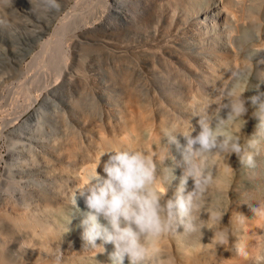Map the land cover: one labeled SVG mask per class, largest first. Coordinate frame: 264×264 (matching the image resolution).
I'll return each instance as SVG.
<instances>
[{
  "label": "rangeland",
  "instance_id": "obj_1",
  "mask_svg": "<svg viewBox=\"0 0 264 264\" xmlns=\"http://www.w3.org/2000/svg\"><path fill=\"white\" fill-rule=\"evenodd\" d=\"M120 1L122 2V6H124L122 10L131 14L134 8L133 4L136 5L135 0ZM181 1L182 3H180L176 9V14L173 20L174 26L179 19L180 21H183V17H189V20H191V18L193 19L196 16V11H204L209 5L221 4L219 0ZM230 1L233 11L234 7L236 11L228 16L229 23H225V31L223 33L226 32V37H228L230 53H233L236 57L232 56L230 61L228 60L229 62L224 65L223 72L221 71V73H216L217 75H212V77L209 78L210 80H205L202 73V76L200 74H196L195 76V73L191 72V69H187L184 64L178 61L173 55L167 54L169 59L171 58L173 60L172 64L163 65V62L158 61V57L153 54V56L149 55V53L151 54L150 51H147L146 54V50H144V48L150 46L149 44L152 42L151 40H153V42L154 40L155 42L156 40L164 41L166 36H168L166 38L169 39L175 35V31H170L172 35L169 34V36L168 34H165L164 37L162 35L163 33L159 32L163 30L167 21L169 22L168 15L172 12L171 8L173 10L176 6L169 7L167 4L166 6H162L164 15L162 21L158 24L155 22L141 23L139 25L140 28L137 26L136 30L134 29L135 27H133V24L129 22L128 18H126L128 21L124 19L125 17H122V19L119 20V18L115 16V11H120L121 9L113 7V0H56L57 7H53L49 4L48 0H0V192L5 191V193H8L7 191L9 190L7 189H10V187H7L8 183L12 181L11 179L14 180V184H16L19 179L22 181V177L18 174L17 169L26 162H31V151L28 149L30 148L29 145H31V143H33V147L35 145V148H38L36 150L34 149V152H38L40 149L43 152H48L45 150L55 143L52 147L56 146V149H59L60 147L58 150L60 151L58 152L59 154L57 153V156H53L52 154L49 155L48 152V155L52 157L56 163L58 161V165L59 163L65 165V162H68L67 155H65L67 152L64 151L67 150L66 146H68L66 142L68 143V138L76 136L78 141L80 140V142H83L80 143L83 148L85 145L86 147H89H85L86 152L83 148L82 150L80 148L76 150L78 152L84 151L85 153L76 152L77 155L75 154V158L77 156L78 158L74 159L73 155V161L76 162L78 160V162L82 164V161L84 160H93H88L86 162L87 164H90L87 170L88 174L86 173V176L89 175V178L94 174L95 171L91 169L95 167L94 169L96 170L97 162L99 163L100 161L99 158H101V164L107 159V154L103 157L101 156L112 149L103 150L101 152L95 150L97 153L95 154L94 150H91L89 141L91 138L94 139L93 137H96V134L86 130L82 123L78 121L85 113L84 116L87 120L86 125L90 122L91 125L93 122H96L93 124L96 126L98 124V126L101 127L103 124L101 128L105 126L103 130L105 129L108 134L111 131L108 126V117L110 118V116H112L110 120L114 122L113 119L116 118L115 115L120 107L118 106L120 103L119 100H122V88L117 90L119 95L114 98V101L109 100L106 96L107 92L112 91V89L110 90V88L107 87L109 85L107 82L112 80L113 73H117L118 75V69H114L116 67V62L111 58L109 60V57L106 56L102 48L104 42L101 39H105V36L99 33H102V31H99L101 29H108L109 33L114 32L112 36L113 38H111L114 42L119 44L124 43L127 44L130 49L132 48L133 53L130 51L131 54L129 56L134 60H132L134 64L136 62L135 67H137L138 70H135L141 72L135 73H137V78L141 80H139L138 84L141 82L140 85L142 89L139 85L138 87L144 104H147L145 106V109L147 110L146 114L151 112V114L147 115L155 117L154 122L152 119H150L151 121H148L150 123L152 122V124H144V126L142 125L136 129V131L132 133V136L134 137H131V139L129 138L128 143L125 145L127 148L142 150L149 156L153 157L158 170L161 172L166 166L171 165V158L168 149L164 144V131L171 129L179 132L188 129L191 126L199 131L197 123L200 118L199 116L211 113L216 108L217 104L223 99L221 93L225 90L235 89L237 92L243 93L244 97L255 95V89L257 88L264 90V0ZM171 3L174 4L173 1ZM165 20L166 22H164ZM162 24L164 25L163 27ZM102 25L104 27H101ZM108 25L110 27H108ZM109 29L112 31L110 30V32ZM228 29L230 30L228 31ZM103 34H105V32H103ZM94 36H96L95 38L100 36V40L97 39V41H95L96 39ZM205 36L206 35H203L204 38ZM55 39L56 44H54ZM58 39L60 40L59 47L57 46ZM146 41H148V46H145L147 45ZM172 42L174 45H179L175 44L173 40ZM184 46L180 45L179 47L184 48ZM96 47H98V49H96ZM99 47L101 48L100 52ZM88 48H90V50ZM187 51L191 54L193 53V55H201V52H198L200 51L198 46L191 47V49ZM95 52H97L98 55H96ZM101 54L107 58L104 56L102 57ZM145 56L149 57L144 58ZM153 62L156 64H154V66L157 72L155 71V68L152 70L153 66H150ZM166 66L170 67L172 72L169 71ZM180 70L184 72L187 71L188 75L185 73V76L183 73L182 75L183 77L185 76L184 78H181L182 76L180 75H176V73H181ZM233 73H236L237 75L233 76ZM189 75L196 77L194 80L193 77L190 76L193 80L192 85H194L195 82L196 85L200 86L198 83H200L203 77L202 80L204 82L202 81L201 86H196L200 88V91L196 95L190 93L191 96H187V93L189 94V89H187L186 85L187 83H191V81H189ZM70 77H75L76 79L77 77H80L79 79L82 78V81L77 79L75 82L77 83L78 81V84H81L78 89L73 85L69 86L71 83ZM83 81L84 83H80ZM206 81H208V83ZM87 87L90 91H86V89H88ZM100 88L103 89L104 92L103 90L100 91ZM91 92H94V96ZM144 98L147 99L145 100ZM187 100L188 104L186 103ZM201 100L203 103H201ZM158 103L162 105H159ZM112 104H114L115 107H113ZM116 106H118L117 109ZM93 109L95 111H93ZM159 109L162 112L166 111L167 113L168 111V113H171H169L170 116H168V113H164L168 116V123L165 122L166 126L165 124L161 125L159 122L161 117V115H157L161 113ZM88 111L90 112L88 113ZM91 111L94 114H92ZM250 113L251 108H249V113L244 117L228 122L223 131L240 137L241 142H245L249 136L253 135L256 131L255 125L257 121L250 118ZM69 131H72L70 134L73 135H70ZM87 133L90 134L88 136L90 138H88L89 140L87 139ZM193 135H195V133H193ZM178 139L182 144L185 142L183 137L179 134ZM121 147L122 146L119 148ZM87 149H90L91 152ZM61 150L63 151L62 153ZM171 152L177 159L180 158L174 148L171 149ZM86 153H88L87 158ZM64 156H66L67 160ZM92 157H95L96 161H94L95 159ZM255 159L257 167L255 169H249L239 162L235 154L228 157L216 153L209 154L204 158L202 162L214 176L215 183L204 195L201 205L203 209L213 210L217 213L224 214L221 221L223 225L220 227H226L228 229L229 242L223 246L218 245L215 236H213L215 222L209 218L207 212L202 211L201 219H203L202 222L204 225V229H202L203 234L196 233L194 235H188L183 233L184 229L182 226L177 227V232L184 237L182 239L185 240V243L189 245L191 244L190 247L192 250L198 252L201 250L213 249L221 256H224L225 254L223 260H226V258L227 260L228 258H230L229 260H237L238 258L241 259L242 256H240V258L237 254L236 245L245 241L246 243L242 242V244L248 247L250 244L249 242L254 240V242L256 241L253 245V251L255 250V255L253 254L254 261L251 262L253 258L249 257L252 259L247 260V264H264V220L253 218L254 214L248 207L250 204H252L253 207H257L258 204L264 205V137L260 138V144ZM78 162H76V164H78ZM93 162H95V166L93 165ZM80 163L78 165H81ZM12 166L16 167L12 168ZM99 167L97 168V171L102 174V165ZM8 172L10 173V176ZM174 174L179 178L182 175V168H176ZM12 176H14V178H12ZM7 179L10 181L8 182ZM22 179V185H25L24 178ZM39 179L43 180L41 183L45 185L47 184L43 177ZM178 183L179 179L172 181V185L166 193V198L172 196L175 186ZM19 184L22 186L21 182H19ZM45 185L41 184L40 188L44 189ZM78 186L81 187V185ZM78 186H74V189L72 188L73 190L69 193L70 196L75 189H78ZM193 186V181L190 178L186 190L191 191ZM152 187L161 194H164L167 190V185L160 177H158L156 184ZM21 188L24 189L25 187L22 186ZM76 192L77 190L73 193V197ZM13 196H15V193H13ZM73 197L71 198V201L73 200ZM72 202H74V200ZM77 205L81 210H85L83 199L78 198ZM71 207L68 208L70 209L69 211L66 209L65 212H67L66 214L69 217L73 218L75 221L77 220L76 226L79 227L80 212L77 207ZM238 213L243 214L247 220L242 219ZM67 215H61L62 218L65 219L64 223H67L70 219L67 218ZM252 218L254 222H252ZM255 220H258L256 222L261 220V225H259V223L256 224ZM251 224L254 226H261V228L257 226L255 230V227ZM246 225L247 228L249 225L250 231H254L252 233L248 232L247 228H245ZM257 231L260 232V236L257 235L259 237H254ZM245 233H247V235ZM245 235L247 238L249 237V240ZM249 235L252 239H250L251 237ZM241 237H244L245 239L243 238V240ZM253 237L255 239L257 238V240ZM177 239L176 234L165 236L156 242V247L163 250V244L166 245L170 256L175 258L176 264H179L176 252V247L178 246ZM257 243H260L258 245V247H260L259 249L256 247ZM106 248V255H97L94 257V260L98 261V259H100V261H102L104 256L108 257L107 252L112 250V245H108ZM211 258L213 260L217 259H214L213 257ZM223 260L221 259L220 261L222 262ZM108 264H110L109 259ZM125 264H127V261Z\"/></svg>",
  "mask_w": 264,
  "mask_h": 264
},
{
  "label": "bare ground",
  "instance_id": "obj_2",
  "mask_svg": "<svg viewBox=\"0 0 264 264\" xmlns=\"http://www.w3.org/2000/svg\"><path fill=\"white\" fill-rule=\"evenodd\" d=\"M172 1L174 4L171 3ZM219 1L221 2V4L209 5L208 7L206 6L207 8L204 11H196L195 12L196 16L193 19L191 18V20H189L190 19L189 17H183V21L182 20L180 21V19H179L175 23L176 24L175 26L173 25V20H174L175 14H176L177 6L180 3H182L181 0H135L136 5L133 4V6H134L133 11H132L133 14L124 12L125 10L124 11L122 10V8L124 6H122V2L120 0H113V2H114L113 7L121 9L120 11L119 10L115 11V16H117V18H119V20L122 19V17L123 18L125 17L124 19L128 18L129 22H131V24H133V27H135L134 29L137 30L136 27L137 26L139 27V25L141 23H145V22L146 23H154L155 22L158 24L160 21H162L163 20L162 18L164 16L163 11H162L163 10L162 6H166V4L169 7L170 6H176V7H174L175 9H173V10L171 8L172 12H171V14L168 15L169 16V22L167 21L166 25L164 23L165 26L162 24V27L164 26V28L162 31L159 32V33L162 32L163 33L162 35L164 36L165 34H168V35L171 34L172 35V33L170 31H173V32L175 31V33H174L175 35L172 36L173 38L171 37V38L167 39L166 37H168V36H166V37L164 36L165 37V40L163 39L164 41L156 40V42H155V40H154V42H153V40H151L152 42L149 44L150 46L144 48V50H146L145 51L146 54H147V51H150L151 54L148 52L149 55H151V56L155 55L156 57H158L157 58L158 61L163 62V65L172 64L173 60L171 58L169 59L167 54L173 55L175 58H177L178 61L183 63L187 69H189V70L191 69V72L195 73V76H196V74L201 75V73H202L204 75L203 77H205V80L206 79L210 80L209 78L212 77V75H214V74L217 75L218 73H221V71L224 68V65H226V63L230 61V58L232 56L236 57L233 53L232 54L230 53V51H229L230 44H229L228 37H226V32L223 33L225 31V29H224L225 23H227L229 21L228 16L230 14H232L233 12H235L236 10L234 7V11H233V7H232L230 0H219ZM140 12H141V15H140ZM142 13H143V16H142ZM236 14H237V12H236ZM235 17H238V16H235ZM126 21H128V20L126 19ZM164 22H166V20ZM208 23H209V25H208ZM157 24H156V26H157ZM160 26H161V24H160ZM101 27H104V26L102 25ZM108 27H110V26L108 25ZM222 27H223V30H222ZM111 29H112V27H111ZM111 29H109V31ZM103 30H105V28ZM103 30L102 29L99 30V31H102V33L98 31L100 34L105 36V39H103V38L101 39L104 42L102 48H103L106 56L109 57V60L111 58V59H113L114 62H116V64H115L116 67L114 66L115 67L114 69H116V68L118 69V70L116 69L118 71V75H117V73L116 74L113 73V75L110 74V75H112V80L111 81L108 80L109 82H107V83L109 85L107 87H109L110 90L112 89V91L107 92L106 96L108 97L109 100L114 101V98H116V96L119 95V93L117 91V90H119V88L123 89V96H122V100H119L120 101L119 105L117 104L120 107L117 111V114L115 115L116 118L113 119L114 122H112V120H110V118L112 116L109 115L110 118L108 117V119H109L108 120V126L111 130V131L109 130L110 133H108V134L105 131V129L103 130V128L105 126L103 128H101L103 126V124L101 127L98 126V124H97V126L94 125L96 122L95 123L93 122L94 124L92 123V125H91V122L86 125L87 120L85 119V116H84L85 111L83 112L84 114L82 116L79 114L81 116V117L79 116L81 119L78 118L79 120L78 119L77 120L80 123H82L83 127H85L86 130L96 134L95 135L96 137H93L94 139H92V138L90 139L88 137L90 135L89 133L86 134L87 139L88 138L90 139L89 144H90L91 150H94L95 154H97L95 152V150L97 152H101L103 150L116 149V148H119L120 146H122L121 148H123L124 145L128 143L129 138L131 139V137L132 138L134 137V136H132V133L134 131H136V129H138L142 125L144 126V124L150 123V122H148L150 119H152L153 122L155 120V117H153L152 115H150V116L147 115V114H151V112L146 114L147 110L145 109V106L147 104H144V101H143L141 94L139 92L140 90H139L138 85L141 87V85H140L141 82H140V84H138L140 79H138L137 75H136L137 73H141V72L136 71V70H138L137 67H135L136 62L134 64V62H133L134 60L130 58L131 56H129L131 54L130 51L132 52V48L130 49V47L127 44H124V43L119 44V43L114 42V40L111 39V38H113L112 36H113L114 32L109 33L108 29H106L107 31L106 30L103 31ZM229 30L230 29H228V31ZM103 32H105V34H103ZM100 34H98V35H100ZM102 35H100V36H102ZM203 35H206L205 38L203 37ZM100 36L99 37L97 36L98 38H95L96 36H94V38L96 39L95 41H97V39L100 40ZM56 39L54 40V42H55L54 44H56ZM172 40L175 42V44H179V45L178 46L174 45ZM59 42H60V40L58 39L57 40V46L59 45ZM147 42L148 41H146V44H147ZM184 43H185L186 47L184 46ZM180 45H183L186 50L184 48L179 47ZM145 46H148V44ZM195 46H198V49L200 50L198 52H201V55H193V53L191 54L189 51H187V50L191 49V47H195ZM88 49L90 50V48H88ZM96 49H98V47H96ZM100 49L101 48L99 47V52H100ZM91 50H94V49H91ZM234 50H235V48H234ZM95 53H96V55H98L97 52H95ZM134 54H135V50H134ZM142 54H145V53H142ZM93 56L95 57L94 54H93ZM103 56L104 55H102V57ZM107 57H105V58H107ZM148 57L145 56L144 58H148ZM149 60H150V58H149ZM148 63H150V62H148ZM154 64H155L154 62L150 64V66H153L152 70L155 68ZM166 67H167V69H169V71L172 72V69L170 67H168V66H166ZM155 71H156V68H155ZM166 71H168V70H166ZM180 71H181V73L180 72L176 73V75L182 76L181 78H184L186 76V74L188 75L187 71L186 72H184L182 70H180ZM135 72H137V73H135ZM182 74L185 76L183 77ZM193 75L192 76L189 75V78H190L189 81H191V83H187V85H186L187 89H189V94L186 92L187 96H191L190 93L196 95L200 91V88H198V87L201 86V83L203 81L202 80L203 77L201 79L198 76L201 79V81L199 79L200 83H198V84H200V86L196 85L195 82H194V85H192L193 80L191 77H193ZM73 78H75V77H72L71 78L72 80L70 79L71 83L69 84V86L73 85L76 89H78L81 84H78V81H77V83H75V82L77 79L80 81L82 78L81 79H79L80 77H77V79L76 78L73 79ZM194 78H196V77H193V79ZM183 80H186V79H183ZM187 80H188V78H187ZM206 82L208 83V81H206ZM80 83H84V81L80 82ZM185 84H186V82H185ZM188 84H191V85H188ZM196 86H198V87H196ZM94 89H93V91H94ZM141 89H142V87H141ZM87 90H89V88L86 89V91ZM101 90H103V89L100 88V91ZM91 91H92V89H91ZM107 91H109V90H107ZM103 92H104V90H103ZM82 93H83V91H82ZM86 95H88V94H86ZM93 96H94V94H93ZM148 98H150V97H148ZM190 98H188V99L191 100ZM159 101H160V99H159ZM147 102H149V101H147ZM184 102H185V100H184ZM150 103H152V102H150ZM186 103L188 104V100ZM201 103H203L202 100H201ZM101 105H102V103H101ZM112 105H113V107H115L114 104H112ZM159 105H162V104H159ZM118 106H116V109ZM110 107H112V106H110ZM89 109H87V110H89ZM93 111H95V110L93 109ZM168 111H169V108H168ZM168 111H167V113H168ZM89 112L90 111H88V113ZM160 112L161 113L157 114L158 116L161 115L159 122L161 125H164L165 122L168 123L167 122L168 116H170L171 113L169 112L170 114L168 113L169 115L167 116L166 111L162 112L160 110ZM91 113H92V111H91ZM106 113H107V111H106ZM164 113H166V114H164ZM81 114H82V112H81ZM92 114H94V113H92ZM97 115H99V114H97ZM93 116H95V115H93ZM87 117H89V116H87ZM95 119H97V118H95ZM95 119H93V120H95ZM85 120H86V122H85ZM97 123H99V122H97ZM150 124H152V122ZM148 126H147V128H148ZM165 126H166V124H165ZM161 127H163V126H161ZM72 130H74V129H72ZM70 132L72 133V131H69V134H70ZM70 135H73V134H70ZM77 136H79V135H77ZM66 138H68V137H66ZM81 138H82V136H81ZM95 138H97V139H95ZM37 139H38V136H37ZM68 139H69V140H67L68 143L66 142V144H68V146H66L67 150H64L67 152V154L65 153V155H67V158H68V162H65V165H61V163H59V165H58L57 164L58 161L56 163V161H54L52 159V157L49 156L50 154H52L53 156L54 155L57 156L56 154L58 152H60V151H58L60 149V147H59V149H56V146L52 147L55 143L53 145L51 144L52 146L49 145L50 148L49 147L47 149L45 148L46 149L45 151H48L49 155H48V152H43V151H41V149L38 152H34L33 150L34 149L36 150L38 148H35V145L33 147V143H31V145H29L30 148H28L31 151V154H30L31 158L29 157L31 159L30 160L31 162L30 163L26 162L25 164L20 166L21 168L19 167V169H17L18 174L22 178H24V184L25 185H22L23 179L21 177L20 178L22 181H20V179H19V180H17L16 184H14V182H13L14 180L11 179L12 180L11 182H13V183L12 184H10L11 182L8 183L7 188L10 187V189H7V190L12 191V192H9L7 190L6 191L8 193H5V191L0 192V264H108V257H106V256H104L102 261H100V259H98V261L94 260L95 256H97V255L103 256V254L106 255V253H99L100 252L99 248L94 249L90 246H85L84 241L81 238L82 228L77 227L76 226L77 220L75 221L73 218L69 217L66 214L67 212H65L66 209L70 208L71 206H75L74 202H72L73 200L71 201V198L73 197L72 195H73V193H75V190H77V189H75L73 191V193H71L72 197L69 195V193H70V191H72L74 189V186L75 187L78 185L82 186L84 183H86L88 181L89 175L86 176V173H87V170H88L89 165H90L89 163L88 164L86 163L90 159H87L86 161L84 160L85 162L82 161V164L80 162H78V160H77L76 162H78V164L80 163L81 165H78V164H76V162L73 161L74 159L78 158V156L75 158L76 152L77 153H79V152L85 153L86 148L89 146L86 147V145H85L83 148L82 144L80 145V143H83V142H80V140L78 141L76 136H72ZM31 141H32V139H31ZM54 142H55V140H54ZM63 147H65V146H63ZM125 147H126V145H125ZM79 148L81 150H82V148L85 149L84 150L85 152L84 151H79V152L76 151ZM91 150L89 149L88 151L91 152ZM62 152L63 151L61 150V153ZM86 154H87L86 155V158H87L88 153H86ZM73 155H74V159H73ZM90 156H91V153H90ZM62 157H63V155H62ZM64 158L67 160L66 156H64ZM92 158L95 159V157H92ZM90 161H93V160H90ZM94 161H96V159ZM97 161H98V159H97ZM94 163L95 162H93V165H94ZM14 167H16V166H12V168H14ZM94 168L91 170L95 171ZM9 169H11V168H9ZM13 175H15V174H13ZM9 176H10V173H9ZM41 177L44 178L45 183H47L46 185L41 183V182H43V180L39 179ZM12 178H14V176H12ZM9 181L10 180H8V182ZM19 182H21V185L25 187L24 189L21 188L22 186H20ZM9 184H10V186H9ZM41 184L45 185L44 189L40 188ZM79 187L80 186H78V188ZM13 193H15V196H13ZM81 208H83V207H81ZM69 210L70 209H68V211ZM62 214H64V216L67 215L68 216L67 218H70L69 221H67V223H64L65 219L62 218V216H61ZM253 218H255V217H253ZM253 218H252V222H254ZM256 221H258V220H255V222ZM260 221L256 222V224L259 223V225H261ZM251 225H253V224H251ZM257 226L258 225L254 226L255 230H256ZM245 228H247V225L245 226ZM249 228L250 227L248 225L247 230H248V232L252 233L254 230L251 229L252 231H250ZM259 228H261V226ZM258 231H259V229H258ZM258 231H257L258 234L255 233L254 237L260 236L259 235L260 232H258ZM245 234L247 235V233H245ZM257 235H259V236H257ZM176 237L178 238L177 239V241H178L177 245L178 246L176 247V252L178 255L179 264H247V262H248L247 260L250 259L249 257L253 258V259L251 258L252 259L251 262L254 261L253 256L255 255V253H254L255 250L253 251V249H254L253 245L256 243V241L254 242V240L249 242L250 243L249 246L247 244L248 247H246V249L249 253L248 257L242 256V258H241L240 257L241 255H239V257L241 259L236 257L238 259L237 260L233 259L234 260L233 261L232 259L229 260L230 258H228V260H229L228 261L226 258V260L224 259L225 260L224 261L223 258H225L224 257L225 254H224V256L222 255L223 256L222 257L221 255L218 254L217 251H215L213 249H206V250H201V251L197 252L195 250H192V248L190 247L191 244L189 245V244L185 243V240L182 239L184 237L182 235H180L179 232H177ZM243 238L241 237V239H243ZM246 238H247V236H246ZM250 239H252V237ZM255 240H257V238ZM242 242H245V241H242ZM257 242H259V241H257ZM99 243H100V241L98 240L97 244H99ZM260 243L256 244V247L258 249L260 248V247H258V245ZM165 244H168V243H165ZM238 244H240V243H238ZM107 246L108 245H105V248ZM163 247H164L163 248L164 252L167 255H170L169 250H167V248H166L167 246L163 244ZM257 252H259V251H257ZM211 257H213L214 259L215 258H217V259L213 260ZM99 258H102V257H99ZM221 259L223 260L222 262H224V263H222L220 261Z\"/></svg>",
  "mask_w": 264,
  "mask_h": 264
},
{
  "label": "clouds",
  "instance_id": "obj_3",
  "mask_svg": "<svg viewBox=\"0 0 264 264\" xmlns=\"http://www.w3.org/2000/svg\"><path fill=\"white\" fill-rule=\"evenodd\" d=\"M57 7L56 0H48ZM233 73V76H236ZM256 94L244 97L235 89L221 93L223 99L207 115L199 116V131L193 126L184 131L166 130L163 136L171 158V165L162 172L158 170L154 158L142 150L116 148L104 153L107 159L102 163V174L97 172L77 189L73 197L80 212L79 227L85 246L99 248L105 253V245H112L107 252L110 264H176L175 258L156 247V242L165 236L177 234L182 226L185 234L202 233L204 229L201 212H207L214 224V235L218 245L229 242V231L220 227L224 214L202 208L204 195L215 183L214 176L202 162L209 154L219 153L230 157L235 154L239 162L249 169L257 167L255 156L260 138L264 137V90L255 89ZM257 121L256 131L245 142L240 137L223 131L228 122L238 120L249 113ZM247 123V121H246ZM195 133V135H193ZM178 134L183 137L182 144ZM174 148L179 159L172 155ZM176 168H182L177 178ZM158 177L167 185L164 194L152 186ZM193 189L187 191L189 179ZM179 183L171 197L166 193L172 181ZM83 199L85 210L77 205V199ZM255 219L264 220V205H248ZM247 220V218L238 213ZM100 241L97 244V241ZM238 255L248 257L246 246L236 245Z\"/></svg>",
  "mask_w": 264,
  "mask_h": 264
}]
</instances>
